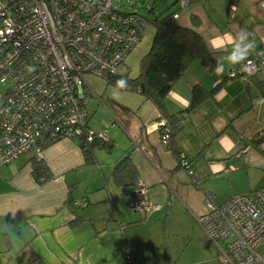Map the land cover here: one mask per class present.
<instances>
[{
	"label": "crops",
	"instance_id": "0c3cea01",
	"mask_svg": "<svg viewBox=\"0 0 264 264\" xmlns=\"http://www.w3.org/2000/svg\"><path fill=\"white\" fill-rule=\"evenodd\" d=\"M175 19L202 36L217 62L231 45L225 40L221 51L209 45H220L215 37L241 28L255 44L249 56L264 51V0H193ZM260 58L264 62V54ZM236 65L225 62L217 75L192 61L165 97L163 113L137 92L114 87L104 101L103 94L87 93L88 126L106 131L108 141H95L89 160L77 139L45 146L40 159L51 174L46 181L34 179L31 151L0 165V264H125V248L135 264H159L155 249H171L164 224L176 206L196 221L207 198L220 204L264 188V104H254L262 97L264 65L246 80L227 76ZM194 86L213 92L180 120L171 145L162 144L157 121L185 110ZM179 153L191 174L179 167ZM125 156L157 206L144 219L129 209L133 185L118 186L112 177ZM80 200L85 207L74 205ZM165 256L169 261L168 250Z\"/></svg>",
	"mask_w": 264,
	"mask_h": 264
},
{
	"label": "built area",
	"instance_id": "2783aa9c",
	"mask_svg": "<svg viewBox=\"0 0 264 264\" xmlns=\"http://www.w3.org/2000/svg\"><path fill=\"white\" fill-rule=\"evenodd\" d=\"M146 26L138 13L124 12L113 0H0V165L25 153L41 158L38 142L77 139L84 149L108 141L106 131L88 126L87 78L105 79L127 71L125 58ZM249 56L227 72L246 80L264 65ZM161 142L169 144L167 121H157ZM179 167L191 174L183 153ZM85 200L75 201L78 207ZM196 221L218 251L220 264H264V188L232 195L220 204L209 198ZM157 206L148 201L140 178L129 209L145 218ZM125 264H135L129 248Z\"/></svg>",
	"mask_w": 264,
	"mask_h": 264
},
{
	"label": "trees",
	"instance_id": "16d2710c",
	"mask_svg": "<svg viewBox=\"0 0 264 264\" xmlns=\"http://www.w3.org/2000/svg\"><path fill=\"white\" fill-rule=\"evenodd\" d=\"M192 1L175 0L158 13L150 9V13L153 14L151 18L141 15L146 23L153 26V36L149 49L140 60L139 73L134 77L129 76L127 71L122 75H108L104 79L106 84L123 91L141 94L163 113L165 97L192 61L199 60L207 70H213L217 60L214 54L208 50L202 36L191 28L179 25L175 19V14ZM176 3L180 5L178 8L173 9ZM120 79L127 81L128 86L126 88H122L117 84ZM259 88L261 96L264 97V87L260 86ZM212 92L213 90H205L200 86H194L189 106L185 110L167 116L166 121L170 128L168 145H171L182 127L180 120L185 119L198 102L211 95ZM55 140L48 138L40 140L38 147L41 150ZM94 142L87 149L81 146L85 160L90 159ZM99 142L105 145L107 141ZM30 160L32 175L37 182L46 181L51 177L43 160L36 159L34 155ZM112 177L118 186L133 185L138 178L136 166L129 157L125 156L114 166Z\"/></svg>",
	"mask_w": 264,
	"mask_h": 264
},
{
	"label": "rangeland",
	"instance_id": "374dc122",
	"mask_svg": "<svg viewBox=\"0 0 264 264\" xmlns=\"http://www.w3.org/2000/svg\"><path fill=\"white\" fill-rule=\"evenodd\" d=\"M174 1L113 0V6L124 12L134 11L144 17L151 18L153 14L150 13V9L158 13ZM152 35L153 26L146 23L140 40L125 58L129 76L134 77L139 73L140 60L149 49ZM93 77L89 76L87 82L93 91L97 94H103V101L106 100L110 97V92L114 89V86L105 84L106 82L103 79ZM87 107L90 111L93 109V98L87 102ZM91 118H93V112ZM193 217L184 206L182 208L176 206L170 221L168 223L165 221L166 242L170 244L171 249H155V253L159 255V264H220L217 249L209 242L202 228ZM168 230H172L174 233ZM165 250L169 251V261L166 259Z\"/></svg>",
	"mask_w": 264,
	"mask_h": 264
},
{
	"label": "clouds",
	"instance_id": "9594fccd",
	"mask_svg": "<svg viewBox=\"0 0 264 264\" xmlns=\"http://www.w3.org/2000/svg\"><path fill=\"white\" fill-rule=\"evenodd\" d=\"M249 33L246 29L241 28L238 31L233 33H224L222 36L215 37L214 40H220L221 44L216 45L214 42L209 45L210 49L213 51H221L227 47L224 44L226 40L228 44L231 45V51L227 53L223 59L218 60L214 72L217 75H222L225 70V62L231 65L242 64L244 61L247 60L251 52L253 51L255 44L254 41L249 39ZM117 84L122 87L126 88L127 81L124 79H120L117 81ZM255 105L264 104V97H260L254 101Z\"/></svg>",
	"mask_w": 264,
	"mask_h": 264
}]
</instances>
